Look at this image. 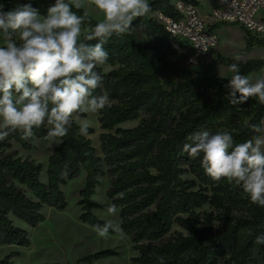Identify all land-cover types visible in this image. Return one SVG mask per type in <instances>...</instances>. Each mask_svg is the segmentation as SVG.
<instances>
[{"label": "trees", "instance_id": "1", "mask_svg": "<svg viewBox=\"0 0 264 264\" xmlns=\"http://www.w3.org/2000/svg\"><path fill=\"white\" fill-rule=\"evenodd\" d=\"M148 2L150 11L133 21L129 34H114L108 40L105 49L109 58L96 69L103 81L94 95L106 94L111 104L99 111L103 156L97 153L91 138L79 133V123L73 120L68 135L56 138L61 143L52 149L45 183L40 179L42 165L18 156L13 142L26 150L34 149L33 137H47L46 127L33 129L29 140H22L17 132L0 141V246L29 247L27 230L17 226L13 217L37 227L45 219V206L66 207L62 185L85 169L87 178L79 201L81 220L94 227L107 222L93 212L100 205L91 197L100 177L111 176L106 194L119 209L122 232L130 237L138 252L132 257L133 264H159L161 257L165 264H264V245L254 243L255 237L264 233V207L252 204L234 183L226 179L213 181L201 167V158L193 159L182 150L189 135L204 130L230 132L236 144L262 135L251 131L248 125L261 123L264 104L256 97L235 104L225 99L228 89L224 86L229 77L196 75L165 88L162 80L166 75V56L177 51L172 47L170 34L152 14L158 10L171 14L172 0ZM0 3L7 11L13 0ZM32 3L43 14L54 0ZM73 11L78 15L87 13L83 7ZM87 15L91 23L83 27L98 23ZM221 25L224 24L212 28L219 29ZM246 37L248 48L264 47V41L250 33ZM215 58L226 67L237 63L220 54ZM238 63L245 76L264 70V59ZM102 66L111 70L104 72ZM215 89L220 96L209 95ZM138 119L136 126L122 127ZM93 132L89 127L88 134ZM205 204L225 212L218 216L217 232L200 226L195 210ZM239 206H250L252 215L234 221L231 211ZM175 224L185 226L189 233L169 237ZM14 254L0 259V264H16ZM116 254L115 250H104L79 262Z\"/></svg>", "mask_w": 264, "mask_h": 264}, {"label": "clouds", "instance_id": "2", "mask_svg": "<svg viewBox=\"0 0 264 264\" xmlns=\"http://www.w3.org/2000/svg\"><path fill=\"white\" fill-rule=\"evenodd\" d=\"M92 3L104 18L87 31H82L85 23H91L87 13L73 11L82 7L78 0H54L43 14L32 0L7 11L0 3V141L17 132L22 140H29L33 129L42 126L47 128V138H63L74 117L79 133L87 136L90 124L81 116L111 107L106 94L94 95L103 81L96 69L109 58L105 44L114 34H129L133 21L146 16L150 5L148 0ZM235 60L228 66L233 75L224 86L225 99L235 104L256 97L264 104V78L253 82L241 74L240 56ZM248 127L264 134V121ZM187 139L183 152L201 158V167L213 181L234 183L252 204L264 207V135L236 144L230 132L204 130ZM107 211L115 215L116 206ZM95 228L105 238L110 230L122 231L112 220ZM254 243L264 245V233ZM159 264H165L162 257Z\"/></svg>", "mask_w": 264, "mask_h": 264}, {"label": "rangeland", "instance_id": "3", "mask_svg": "<svg viewBox=\"0 0 264 264\" xmlns=\"http://www.w3.org/2000/svg\"><path fill=\"white\" fill-rule=\"evenodd\" d=\"M29 0H13L11 9L17 5L28 3ZM85 11L98 22L103 20V14L94 6L92 0H78ZM216 0H201L200 9L203 15L210 11ZM91 27H83L82 31H87ZM219 37V44L214 48L212 59L213 62L206 63L201 60L197 64L186 65V51L168 53L166 56V75L162 82L165 88H169L185 79L196 75H216L219 77L231 78L233 73L228 71V67L222 65L215 58L216 54L230 58L234 61L235 57L240 56V61L246 62L250 59H264V50L261 47L254 46L248 48L246 45L247 32L238 25H221V28L216 29ZM104 72L111 70L109 66H102ZM178 75L179 80L175 77ZM247 77L253 82L257 78H264V70L254 72ZM174 78V79H173ZM209 95L218 97L220 92L210 90ZM99 111L97 113H86L81 116V119H87L90 127L94 132L87 136L91 138L92 144L96 147L97 153L103 156L99 135L103 131L99 123ZM73 120L77 123L75 117ZM140 122V119L125 123L122 127H134ZM264 135V134H262ZM34 149L26 150L16 142H13V149L17 150L18 156L21 158H30L42 165L40 179L43 182L48 181V163L52 149L60 145L58 139H49L47 137H33ZM104 165V169L106 170ZM87 171L83 169L81 173L72 180H67L66 184L62 185V189L67 199V205L64 209H58L51 206H45L43 214L45 219L37 226L32 227L25 221L13 217L14 223L27 230L31 239L29 247H21L17 245L0 246V259L15 253L12 259L16 264H133L132 257L137 256L138 252L133 249V244L129 236L121 232L109 231L108 236L100 237L96 228L81 220L83 213L82 205L80 204V191L86 183ZM112 177L105 175L100 177V183L96 188L95 194L91 200L100 205L93 212L101 219L114 223L121 224L119 209L116 208L115 215H110L107 208L113 205L107 197V189L111 183ZM30 195L31 193L27 191ZM199 216L200 226L208 231L209 229L217 232L219 230V215L224 214L223 210H219L210 204H205L195 210ZM250 206L236 207L232 209V218L235 220L252 215ZM178 233L187 235L189 233L185 226L175 224L171 230L169 237L175 236ZM115 250L116 255H109L93 262H79L83 257L104 251Z\"/></svg>", "mask_w": 264, "mask_h": 264}, {"label": "built area", "instance_id": "4", "mask_svg": "<svg viewBox=\"0 0 264 264\" xmlns=\"http://www.w3.org/2000/svg\"><path fill=\"white\" fill-rule=\"evenodd\" d=\"M200 3L201 0H172L171 14L162 10L152 14L170 34L174 50H187L186 65L197 64L201 60L213 62V50L219 44L216 29L212 28L215 24L238 25L264 41V0H216L205 15L201 13Z\"/></svg>", "mask_w": 264, "mask_h": 264}, {"label": "bare ground", "instance_id": "5", "mask_svg": "<svg viewBox=\"0 0 264 264\" xmlns=\"http://www.w3.org/2000/svg\"><path fill=\"white\" fill-rule=\"evenodd\" d=\"M176 76V75H175ZM174 79V78H173ZM176 80H179L178 75L175 77Z\"/></svg>", "mask_w": 264, "mask_h": 264}]
</instances>
